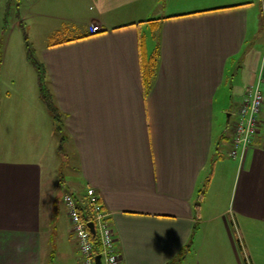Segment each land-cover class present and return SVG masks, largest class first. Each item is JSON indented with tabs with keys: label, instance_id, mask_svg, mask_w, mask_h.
<instances>
[{
	"label": "crops",
	"instance_id": "1",
	"mask_svg": "<svg viewBox=\"0 0 264 264\" xmlns=\"http://www.w3.org/2000/svg\"><path fill=\"white\" fill-rule=\"evenodd\" d=\"M17 1L20 19L51 33L41 61L75 151L77 198L99 196L120 264H169L194 224L182 261L264 264V107L243 156H229L246 88L261 78L264 91V0ZM153 54L147 85L141 64ZM34 71L19 80L16 113L0 111V264L64 254L41 151L53 123Z\"/></svg>",
	"mask_w": 264,
	"mask_h": 264
},
{
	"label": "rangeland",
	"instance_id": "2",
	"mask_svg": "<svg viewBox=\"0 0 264 264\" xmlns=\"http://www.w3.org/2000/svg\"><path fill=\"white\" fill-rule=\"evenodd\" d=\"M8 5L9 11L5 12L2 21L0 19V111L7 110L12 115L16 113L15 108L21 104V98L18 96V92L21 90L19 80H25L29 72H33L35 75L34 68L27 59L25 43L29 44L34 57L42 62V50L46 45L47 37L51 33L41 30V19L37 20L35 24L32 18L20 19L18 14V5L20 4L17 0H9ZM262 14H260V9L258 8L257 21L261 23ZM68 35L70 34L67 32H57L54 37H67ZM37 95L39 104L44 112L43 116L45 114L51 121V116L41 101L39 92ZM236 101H238V98ZM51 130L52 137L50 140L46 137V141L41 145V151L48 160L46 161L49 168L45 172H47L54 189L52 217H54L55 224L60 229V236L54 242V249L57 248L58 252L64 253L57 254L54 264H80L73 243L74 235H71L73 239H70V242L67 240V224L70 226V223L68 218H66L67 209L63 202V195L67 191H69L67 193L73 192L77 197L81 194V188L79 187L81 180L74 166L75 151H73L68 138L62 141V137L67 136L65 128L59 134L53 127H51ZM71 256H73L72 262ZM182 262L183 264H195L194 253L192 252L185 262Z\"/></svg>",
	"mask_w": 264,
	"mask_h": 264
},
{
	"label": "built area",
	"instance_id": "3",
	"mask_svg": "<svg viewBox=\"0 0 264 264\" xmlns=\"http://www.w3.org/2000/svg\"><path fill=\"white\" fill-rule=\"evenodd\" d=\"M90 32L100 30L97 24L91 25ZM262 79L258 78L250 84L242 97L233 124L232 145L229 150L231 158L242 157L253 138L258 133L260 122L258 115L264 107V91L261 89ZM86 195L92 208V217L87 221L81 219L77 203L73 195L64 193L63 202L67 209L70 230L75 237L80 264H96L95 257L100 255L101 264H120L119 256L115 249L114 231L103 210V205L93 188H87ZM92 222L95 233L100 242L99 251H95L94 242L90 238L88 223Z\"/></svg>",
	"mask_w": 264,
	"mask_h": 264
},
{
	"label": "trees",
	"instance_id": "4",
	"mask_svg": "<svg viewBox=\"0 0 264 264\" xmlns=\"http://www.w3.org/2000/svg\"><path fill=\"white\" fill-rule=\"evenodd\" d=\"M60 41L61 40H51L49 44L51 45L54 43H60ZM25 44H26V49H27L26 50L27 59L32 64V66L35 68L37 72V85H38L39 96L51 116L53 128L59 134L65 128L64 114L60 110L59 106L57 105L53 97V94L51 92V89L49 87L48 74H47L45 65L34 57V54L30 50L29 44H27V42ZM141 67H142V75H143L144 82L148 85L151 83L152 79L154 78L155 72H156L157 54L156 55L153 54L152 56H150V58L145 59L142 62ZM65 139L66 137H62V141H64ZM203 192H204V189L201 191L202 195H203ZM74 198L76 200L77 208L81 216V219L84 221H87L88 219L92 217L91 204L89 203L88 199L86 200L83 197L78 199L77 196H75ZM196 206H198V202L196 203ZM196 229H197V224H194L191 238L189 239L186 247L177 256V258L171 261L169 264H179L182 261L184 257V252L189 250V248L191 247L192 238H193V235ZM90 238L94 242L95 251H99L100 242L98 241V234L91 233Z\"/></svg>",
	"mask_w": 264,
	"mask_h": 264
},
{
	"label": "water",
	"instance_id": "5",
	"mask_svg": "<svg viewBox=\"0 0 264 264\" xmlns=\"http://www.w3.org/2000/svg\"><path fill=\"white\" fill-rule=\"evenodd\" d=\"M88 227L90 228L91 233L94 234L95 229H94V225L92 222L88 223ZM95 262H96V264H101L100 255H96Z\"/></svg>",
	"mask_w": 264,
	"mask_h": 264
}]
</instances>
